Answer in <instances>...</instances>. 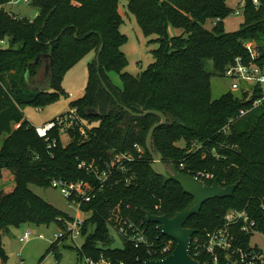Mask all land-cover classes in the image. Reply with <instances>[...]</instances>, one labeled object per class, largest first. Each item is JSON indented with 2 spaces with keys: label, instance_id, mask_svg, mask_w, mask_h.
Wrapping results in <instances>:
<instances>
[{
  "label": "trees",
  "instance_id": "trees-1",
  "mask_svg": "<svg viewBox=\"0 0 264 264\" xmlns=\"http://www.w3.org/2000/svg\"><path fill=\"white\" fill-rule=\"evenodd\" d=\"M13 1L0 0V41L7 43V48L0 46V139L7 136L0 148L3 261L8 259L3 236L10 228L24 224H56L60 228L71 220L29 187L49 188L57 179L86 181L97 188L95 198L82 206L83 212L91 215L83 229V236H88L80 251L86 258L103 255L114 264H144L174 251L175 242L162 234L159 225L148 223L146 213L174 218L193 199L176 182L163 186V178L150 168L152 158L146 139L160 119L154 115L134 118L124 107L135 113L159 111L172 115L174 124L159 128L153 137L166 164L176 165L189 176L210 175L209 179L202 178L208 186L216 180L222 187L239 183L232 198L207 202L200 214L187 222V228L197 231L191 246L197 261L205 264L211 256L202 248L196 256L195 240L205 244L207 234L223 227L231 210H246L257 223L258 232L264 234V106L252 109L245 95L236 97L232 93L214 100L211 89L212 76H224L235 59L253 60L246 46L249 41L255 43L260 55L254 62L264 66V0L258 8L247 3L244 23L235 33H227L223 26V20L232 13L226 0H126L143 34L157 36L159 45L152 52L154 62L139 76L124 72L128 62L121 50L127 43L121 32L122 0H29L28 5L37 12L34 20L8 13L4 7ZM218 19L221 22L216 26L206 28L207 23ZM172 29L181 34L172 36ZM92 52L96 59L89 64L86 92L71 105L80 123L68 129L70 142L62 143L59 127L50 133V141L39 138L24 109L57 102L65 93L62 83L67 72ZM206 61L213 63L214 73L207 70ZM111 73L120 76L122 89L112 82ZM40 75L43 87L31 91L29 82ZM241 110L249 113L240 116ZM54 140L56 147L49 149ZM135 145L141 146L144 154L127 164L125 175L116 177L119 184H106L99 190L94 173L79 168L87 163L102 170L117 154L137 157ZM130 177L132 183L127 185ZM6 181L13 184L9 189L2 185ZM113 214L144 223L156 247L169 243L171 252L167 256L149 253L126 242L124 249H112ZM231 232L236 245L250 248L253 234H245L241 226L232 227ZM59 245L53 243L51 250L56 252ZM218 256L221 264L236 260L225 251H219Z\"/></svg>",
  "mask_w": 264,
  "mask_h": 264
},
{
  "label": "rangeland",
  "instance_id": "rangeland-1",
  "mask_svg": "<svg viewBox=\"0 0 264 264\" xmlns=\"http://www.w3.org/2000/svg\"><path fill=\"white\" fill-rule=\"evenodd\" d=\"M15 1L18 2L17 5L9 4L4 7L8 13L28 19H34L36 17L37 12L33 7L26 5L22 0ZM242 2L243 0H226L228 8L232 10V13L223 20V26L227 33L239 31L244 23ZM127 5V1L122 0L119 8L124 19L121 32L127 37V43L121 49L128 62L124 72L132 76H139L154 62L152 52L156 50L159 45L155 42L157 36L147 37L143 34L136 17L129 12ZM236 12H239V15H237ZM214 23L215 22L207 23L206 28L212 29ZM170 34L172 36H177L180 35L181 32L172 29ZM262 44H264V40ZM246 46L255 60L260 57L255 51V43L249 41L246 43ZM2 47L7 48V46L4 45ZM95 59V52H92L67 72L62 83L65 93L61 95L57 102L43 108L26 107L24 109V115L27 121L36 128L57 117L67 114L71 110L72 103L84 96L89 82V64ZM205 67L208 71L214 73V67L211 61H206ZM110 78L116 87L119 89L123 88L122 81L118 74L111 73ZM42 79L43 77L40 75L36 81L29 82L30 88H32L31 91H36V88L43 87L44 84L41 82ZM242 88L244 90H250L251 86L243 84ZM211 89L214 100L220 99L229 93H232L236 97L242 95L241 90L237 91L233 89L230 79L218 74L212 76ZM67 131L63 132L61 136L64 145H67L71 140V136ZM6 137L7 136L4 135L0 139V148ZM4 183L5 184H2L4 189H9L13 185L12 183L9 184L7 181ZM29 187L34 194L56 207L62 213L68 215L71 219L79 215L80 212L68 199H66L59 188H55L54 186L41 188L35 185H30ZM81 214L86 221L91 217L90 213L82 212ZM113 218L116 219V214H113ZM57 230L58 226L56 224L41 227L24 224L20 227L10 228L3 236V245L8 259L3 261L0 257V264H87V258L81 254L80 251L84 247L88 235L80 236L76 242L72 239L64 240V242L60 243L55 252L51 250V247L54 242L53 234ZM26 231H31L33 233V239L29 243L22 244L20 238ZM89 233L91 232L89 231ZM40 235H43L45 239H40ZM110 239V247L112 249H124V241L114 229L110 231ZM251 245L264 248V234H253Z\"/></svg>",
  "mask_w": 264,
  "mask_h": 264
},
{
  "label": "built area",
  "instance_id": "built-area-1",
  "mask_svg": "<svg viewBox=\"0 0 264 264\" xmlns=\"http://www.w3.org/2000/svg\"><path fill=\"white\" fill-rule=\"evenodd\" d=\"M22 1L26 5L29 4V0ZM248 2H251L256 8L261 5L260 0H243V9L246 7ZM17 4L18 2L16 1L10 3V5ZM236 14L239 15V12H236ZM219 22H221V19H218L214 23V26H216ZM6 44V41H0L1 46H6ZM254 60L247 62L244 58L239 57L226 68L224 73V77L231 80L233 89L237 91L241 90L242 95H245L247 98V102H252V109L264 106V66H260L254 62ZM243 84L250 85V90H244L242 88ZM247 113H249V110H241L240 116H245ZM79 123L80 121L77 115V110L71 109L63 117H57L55 120L45 123L40 127H36V133L39 138L50 141V133L58 127L63 134V132L75 125H79ZM16 127L18 128L19 125ZM81 130L84 132L83 128H81ZM56 145L57 141L54 140L49 144L48 148L50 149L56 147ZM134 148L138 154L137 157L132 153L117 154L110 162L105 163L102 170L94 164L87 163H81L79 168L85 169L88 173H94L100 184L99 190L104 189L107 185L110 187L113 184H119L120 180H116V177H118L119 174L125 175L128 170L127 164L135 163L144 154V149L141 146L135 145ZM181 167H183V164ZM195 177L201 180L202 178H211L210 175L203 174H198ZM132 179L133 177L128 178L126 180V184L129 185L132 183ZM114 180L116 181L113 182ZM52 186L59 188L66 199L70 201L80 214L83 212L82 206L84 204H89L92 199L95 198L97 193V188L86 181L67 182L62 179H57L52 182ZM114 223L115 225L112 229L118 233L124 242L132 244L136 249L145 248L149 253L160 252L163 256H167L171 252L172 245L169 243H165L162 247H156L155 242L150 240L144 223L138 224L131 220H125L120 217L119 214L116 215V219L114 218ZM85 224L86 219L83 218L82 214L65 222L64 226L60 228L58 227V230L53 234V243H62L66 239H72L76 242V240L83 235ZM234 226H241V231L245 234L259 233L257 223L246 210H231L225 216V225L207 234V241L205 244L200 245L199 241L195 240L194 251L196 256L201 253L200 249L202 248L211 256L210 261L205 264H221L218 256L219 251L229 253L231 256L236 258L234 262L239 264H264V248H258L250 245V248L245 249L236 245V237L231 232V228ZM39 238L45 239L43 235H40ZM32 239L33 233L31 231H26L20 238V242L22 244H26ZM146 263L147 261L144 262V264ZM87 264L114 263L110 259L101 255L99 258H87Z\"/></svg>",
  "mask_w": 264,
  "mask_h": 264
},
{
  "label": "water",
  "instance_id": "water-1",
  "mask_svg": "<svg viewBox=\"0 0 264 264\" xmlns=\"http://www.w3.org/2000/svg\"><path fill=\"white\" fill-rule=\"evenodd\" d=\"M104 45L102 44L97 56L98 68L100 67V55L102 54ZM38 62V61H37ZM49 68H46L48 72ZM100 75V74H99ZM103 87L111 94L106 84L101 79ZM111 108H109L110 111ZM130 116L134 118H143L147 115H154L160 119L148 132L146 139V149L152 158L150 164L151 170L159 177L163 178V186L170 182H176L183 189V192L192 197V203L183 211L177 213L174 218H169L167 215L158 216L151 213H146L148 223L161 226L163 235L175 242L174 251L162 260L147 261L146 264H201L191 253V244L196 230L186 227L187 222L194 216L200 214L203 206L215 199L232 198L235 191L239 187V183L228 187H222L218 180L213 185L208 186L201 179L189 176L180 172L176 165L166 164L164 157L160 151L154 146L153 137L155 132L166 125H173L174 119L170 114H164L159 111H145L143 113H135L132 110L125 108ZM100 115V112H97ZM226 264H239L231 259L226 260Z\"/></svg>",
  "mask_w": 264,
  "mask_h": 264
},
{
  "label": "crops",
  "instance_id": "crops-1",
  "mask_svg": "<svg viewBox=\"0 0 264 264\" xmlns=\"http://www.w3.org/2000/svg\"><path fill=\"white\" fill-rule=\"evenodd\" d=\"M8 5H9V4H8ZM36 16H37V13H36ZM35 18H36V17H35ZM35 18H34V19H35ZM34 19H31V20H34ZM79 215H81V214L79 213ZM79 215H78V216H79Z\"/></svg>",
  "mask_w": 264,
  "mask_h": 264
}]
</instances>
